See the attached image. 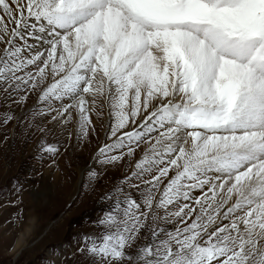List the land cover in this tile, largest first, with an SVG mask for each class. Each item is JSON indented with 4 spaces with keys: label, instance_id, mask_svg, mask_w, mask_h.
Segmentation results:
<instances>
[{
    "label": "snow or ice",
    "instance_id": "6c2138e0",
    "mask_svg": "<svg viewBox=\"0 0 264 264\" xmlns=\"http://www.w3.org/2000/svg\"><path fill=\"white\" fill-rule=\"evenodd\" d=\"M0 43V82L47 81L41 100H70L60 114L75 107L85 134L89 98H103L116 140L100 154L147 144L133 173L152 174L143 208L178 206L166 214L182 227L130 251L147 212L126 197L90 254L264 264V0H0ZM30 65L35 75H16Z\"/></svg>",
    "mask_w": 264,
    "mask_h": 264
},
{
    "label": "rangeland",
    "instance_id": "374dc122",
    "mask_svg": "<svg viewBox=\"0 0 264 264\" xmlns=\"http://www.w3.org/2000/svg\"><path fill=\"white\" fill-rule=\"evenodd\" d=\"M4 46L0 43V50ZM36 71L30 65L16 75L27 80V73L35 75ZM33 83L0 82V264H105L89 253L90 239L105 233L101 221L108 213L124 218L126 197L136 199L147 212L130 251L159 243L153 232L164 229L160 238H166L167 232L182 227L177 217L166 214L178 206L165 210L154 203L150 212L143 208L150 187L144 182L152 174L133 173L147 144H131L132 155L127 154V144L100 154L103 145L116 140L110 130L114 118L103 98L97 97L95 104L89 98L92 123L85 134L75 107L60 114L70 100H41L47 81L37 79L35 87ZM130 130L131 126L123 131ZM49 145L57 151H47ZM121 154V159L109 162ZM155 197L158 201L159 192Z\"/></svg>",
    "mask_w": 264,
    "mask_h": 264
},
{
    "label": "water",
    "instance_id": "95a60500",
    "mask_svg": "<svg viewBox=\"0 0 264 264\" xmlns=\"http://www.w3.org/2000/svg\"><path fill=\"white\" fill-rule=\"evenodd\" d=\"M103 146H104V145H103ZM103 146H102V147H103ZM102 147H101V148H102Z\"/></svg>",
    "mask_w": 264,
    "mask_h": 264
}]
</instances>
